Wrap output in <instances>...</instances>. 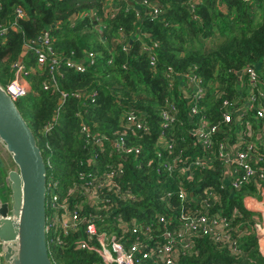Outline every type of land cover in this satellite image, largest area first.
<instances>
[{
	"label": "trees",
	"instance_id": "16d2710c",
	"mask_svg": "<svg viewBox=\"0 0 264 264\" xmlns=\"http://www.w3.org/2000/svg\"><path fill=\"white\" fill-rule=\"evenodd\" d=\"M192 2L0 0V22L12 24V13L17 7L26 14L25 19L10 26L15 27L14 31L0 39L1 85H7L13 78L11 66L19 59L23 42L37 39L44 31H48L54 50L60 55L73 53L74 59L82 60L87 58V53L95 55L93 64L88 65L85 72L64 71L63 78L59 79V90H44L43 83L50 81L47 68L37 66L32 52L23 57L25 67L33 70L28 76L31 90L16 105L32 129L48 176L58 178L64 184L74 178L76 162L83 157L80 121L75 116L78 111L92 130L104 135H112L118 130L122 117L129 110L138 117L147 115L145 119L151 125V137L137 136L130 142L142 152H150L153 166L162 162L165 156L158 158L149 145L153 146L160 132L158 113L162 100L166 96L173 97L177 91H168L164 77L168 67L178 74L193 70L201 78L204 95L201 107L211 124L227 131L219 115L223 101L240 102L245 98L237 90L241 87L235 85V73L247 68H254L260 75L264 73V0H199L193 6ZM110 7L111 11L106 15L105 11ZM121 33L125 35L127 52L118 43ZM155 43L158 62L152 68L142 46L151 47ZM80 90L96 91L97 95L93 102L72 96ZM62 93L67 94L65 100ZM20 102L23 103L22 111ZM180 107V121L169 133L175 139L176 147L183 150L182 155H201L200 144L194 147L196 140L188 133L190 125L184 114L188 106L184 108L182 103ZM48 123L52 128L45 132ZM143 161L145 164L139 169L137 164L140 162L133 161V158L125 165L124 183L140 202L130 211L125 209L124 213L146 220L154 210L166 212L160 197L173 189L174 184L163 177L164 174L147 168L146 158ZM215 178L212 172L203 171L187 186L203 188L213 184ZM215 190L221 200L209 208L212 214L221 210V215L230 218L234 206L239 208L241 217L233 219L235 226L232 224V227L238 228L241 236L246 231L248 235L240 240H237V233L229 236L236 239L241 253L234 255L226 245H215L211 237H203L197 241L198 255L184 259L182 264H264V252L255 233L249 230L248 223L255 215L243 208L240 194L229 196L228 191ZM51 261L53 264H90L95 258L82 252L61 251L55 258L51 257Z\"/></svg>",
	"mask_w": 264,
	"mask_h": 264
},
{
	"label": "built area",
	"instance_id": "2783aa9c",
	"mask_svg": "<svg viewBox=\"0 0 264 264\" xmlns=\"http://www.w3.org/2000/svg\"><path fill=\"white\" fill-rule=\"evenodd\" d=\"M198 1L193 0L192 6ZM143 3L149 7L148 3ZM12 14V24L0 22V39L14 31L15 27L10 26L26 16L20 7ZM153 14H157L155 9ZM124 42L125 35L121 33L118 43L127 52ZM156 46V43L151 47L142 46L152 68L158 62ZM30 52L37 66L46 67L50 76V81L43 83L44 90H59V79L63 78L64 71L83 73L95 59L93 53H87L85 60L74 59L73 53L60 55L54 50L48 31L35 40H25L23 55L11 66L14 76L3 86L14 103L30 92L25 79L33 70L27 69L22 62ZM244 70L235 73V85L241 87L237 90L245 95L244 100H225L219 111L221 123L227 129L223 132L209 122L205 109L201 107L204 100L201 78L193 70L178 74L170 67L166 69L164 77L168 91H177L173 97L166 96L161 102L158 113L160 132L153 146L149 145L158 158L165 156L162 162H156V166H153L150 152H142L130 142L137 136L151 137V125L145 119L147 115L138 117L129 110L122 117L120 128L112 135H104L92 130L78 111L75 116L80 121L83 157L76 162L74 178L64 184L47 175L45 233L50 258H55L61 251H72L93 256L95 261L90 264H182L184 259L198 255L197 241L203 237H211L213 244L222 243L230 253L239 255L237 241L229 235L237 233V240H240L248 232L241 236L239 229L232 227V224L235 226L233 219L241 217L238 207L234 206L230 218L221 215V210L211 213L209 208L221 200L215 188L223 193L228 191L229 196L244 188L254 190L242 200V205L255 215L248 223L249 230L255 233L264 252V212L251 206L252 201L264 205V74H258L254 68ZM61 95L65 100L67 94ZM96 95V91L83 90L72 94L76 99H91L92 102ZM182 103L184 108L188 106L187 113L184 111L190 125L188 133L196 140L194 147L200 144L201 155H182L183 150L176 147L175 139L169 133L180 121ZM253 114L255 117L252 118ZM51 128L48 123L44 130L48 132ZM139 133L143 135H136ZM131 158L140 162L138 169L145 164L143 160L146 158L147 168L164 174L163 177L173 182L174 188L160 197L166 212L154 210L146 220L124 213L125 209L130 211L140 202L124 183L125 165ZM203 171L212 172L216 181L203 188H188L187 185Z\"/></svg>",
	"mask_w": 264,
	"mask_h": 264
},
{
	"label": "water",
	"instance_id": "95a60500",
	"mask_svg": "<svg viewBox=\"0 0 264 264\" xmlns=\"http://www.w3.org/2000/svg\"><path fill=\"white\" fill-rule=\"evenodd\" d=\"M0 147L14 167L6 169L0 158L8 194L5 201L0 196L2 264H52L45 233L46 163L32 129L1 84Z\"/></svg>",
	"mask_w": 264,
	"mask_h": 264
},
{
	"label": "rangeland",
	"instance_id": "374dc122",
	"mask_svg": "<svg viewBox=\"0 0 264 264\" xmlns=\"http://www.w3.org/2000/svg\"><path fill=\"white\" fill-rule=\"evenodd\" d=\"M105 14L106 15H109L108 14V11H105ZM257 21H259V20H257ZM121 35V34H120ZM120 35H119V37H120ZM207 45L209 46L210 44H209V42H207ZM23 54H22V47H21V51H20V54H19V57L20 56H22ZM22 61H23V59H22ZM259 68V67H258ZM32 72H30L29 73V75L31 74ZM264 74V73H263ZM28 75V76H29ZM26 80V82L28 83V77L25 79ZM29 84V83H28ZM29 87H30V85H29ZM30 90H31V88H30ZM26 97V96H25ZM19 107H20V109H21V111L23 110V103L22 102H20V105H19ZM23 113V112H22ZM251 117L253 118V117H255V115L253 114V115H251ZM0 158L3 160V162H4V164H6V169H8V170H10V169H13L14 167H13V165H12V163H11V160H10V158L8 157V155L5 153V151L0 147ZM52 167V166H51ZM238 194H240V196H239V200H244L245 199V197H247L248 195H250L251 194V191H249L248 189H242L240 192H238ZM7 190L5 189V188H3V186H2V179H1V177H0V196H1V198H2V200L3 201H5L6 199H7ZM243 203V202H242Z\"/></svg>",
	"mask_w": 264,
	"mask_h": 264
},
{
	"label": "crops",
	"instance_id": "0c3cea01",
	"mask_svg": "<svg viewBox=\"0 0 264 264\" xmlns=\"http://www.w3.org/2000/svg\"><path fill=\"white\" fill-rule=\"evenodd\" d=\"M106 11L110 12V11H111V7H110L109 10H106ZM251 206H254V207L257 208V209H261V210L264 212V205L253 204V201H252V202H251Z\"/></svg>",
	"mask_w": 264,
	"mask_h": 264
},
{
	"label": "flooded vegetation",
	"instance_id": "af4514ba",
	"mask_svg": "<svg viewBox=\"0 0 264 264\" xmlns=\"http://www.w3.org/2000/svg\"><path fill=\"white\" fill-rule=\"evenodd\" d=\"M3 186V185H2ZM4 188V187H3Z\"/></svg>",
	"mask_w": 264,
	"mask_h": 264
}]
</instances>
